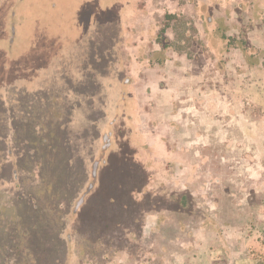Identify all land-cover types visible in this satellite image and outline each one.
Masks as SVG:
<instances>
[{
    "label": "rangeland",
    "instance_id": "1",
    "mask_svg": "<svg viewBox=\"0 0 264 264\" xmlns=\"http://www.w3.org/2000/svg\"><path fill=\"white\" fill-rule=\"evenodd\" d=\"M140 2L0 0V264H264V0L218 7L217 35L240 50L219 66L231 80L209 81L227 95L206 99L224 120L209 154L224 162L201 170L250 187L262 207L243 220L199 208L175 183L181 152L154 143L163 128L138 78L161 57L160 22Z\"/></svg>",
    "mask_w": 264,
    "mask_h": 264
},
{
    "label": "crops",
    "instance_id": "2",
    "mask_svg": "<svg viewBox=\"0 0 264 264\" xmlns=\"http://www.w3.org/2000/svg\"><path fill=\"white\" fill-rule=\"evenodd\" d=\"M141 1L139 16L143 22L151 19L152 13L153 17L156 15L155 18H159L160 25H156L151 32L154 31L157 36H160L158 39H152L153 43L150 44L161 57L151 59L147 56L145 58L147 64L154 68V72L142 73L140 76L142 85L140 84L138 88L140 95L142 93L144 97L152 98V107L157 112L155 120H158H156L158 132H161L159 127L163 128V134L156 136L154 143L164 146H169L171 143L183 155L181 166L184 168V174L181 177L185 179L182 183L175 179L178 189L194 197L199 208L211 204V209L215 210L213 216L217 220H243L242 217L249 216L256 218L262 206L247 204L244 195L248 197L252 195L250 187L238 184L237 192L233 191V188L227 184L223 183L219 186V182L224 181L223 174H218L217 171L215 175L208 170H201L208 164L219 168V161L224 162V154L220 156L216 153L212 156L209 154L210 146H216L218 143L216 138L218 129L224 126V120L220 118L222 114L217 111L218 108L206 107V99L216 100L217 106L218 98L227 95L222 85L219 86L216 83L214 88L209 85V81L212 79L213 81L220 79L221 82L230 81L231 78L227 77L225 68L220 69L219 66H224L225 62L232 60V57L234 58L240 50L236 45L230 46L225 42L223 35V37L217 35L219 28L215 20L216 12L222 11L219 8L222 7V2L225 4L227 0ZM148 9L153 11L145 12ZM221 30L224 29L221 28ZM209 65L215 66L213 73L216 74V78H210L209 71L206 70ZM231 124L234 125L235 122ZM173 149L177 152L174 147ZM171 156L174 157V152ZM168 160L172 161L169 154ZM186 175H190L189 180ZM204 175H212L208 178L215 176L216 183H204L202 181ZM234 176L231 173L230 177ZM220 177L221 180H219ZM244 177L260 179L263 174L261 171L252 169L251 173L244 174ZM207 184L215 186L211 188ZM260 192L261 190L257 189L255 193ZM225 204L228 209H225ZM194 260L199 264L200 262L214 264L211 256L206 252L199 253Z\"/></svg>",
    "mask_w": 264,
    "mask_h": 264
},
{
    "label": "flooded vegetation",
    "instance_id": "3",
    "mask_svg": "<svg viewBox=\"0 0 264 264\" xmlns=\"http://www.w3.org/2000/svg\"><path fill=\"white\" fill-rule=\"evenodd\" d=\"M142 2V1H141ZM138 81H140V79L138 78ZM138 86H139V84H138ZM139 89V88H138Z\"/></svg>",
    "mask_w": 264,
    "mask_h": 264
},
{
    "label": "trees",
    "instance_id": "4",
    "mask_svg": "<svg viewBox=\"0 0 264 264\" xmlns=\"http://www.w3.org/2000/svg\"><path fill=\"white\" fill-rule=\"evenodd\" d=\"M39 247V246H38ZM35 257H37V256H35ZM35 257H33V259H35Z\"/></svg>",
    "mask_w": 264,
    "mask_h": 264
}]
</instances>
